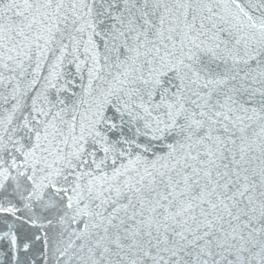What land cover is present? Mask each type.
Listing matches in <instances>:
<instances>
[{
  "label": "snow or ice",
  "instance_id": "1",
  "mask_svg": "<svg viewBox=\"0 0 264 264\" xmlns=\"http://www.w3.org/2000/svg\"><path fill=\"white\" fill-rule=\"evenodd\" d=\"M0 264H264V0H0Z\"/></svg>",
  "mask_w": 264,
  "mask_h": 264
}]
</instances>
